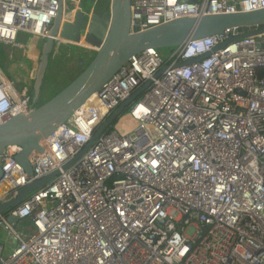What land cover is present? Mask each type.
Masks as SVG:
<instances>
[{
	"label": "built area",
	"instance_id": "1",
	"mask_svg": "<svg viewBox=\"0 0 264 264\" xmlns=\"http://www.w3.org/2000/svg\"><path fill=\"white\" fill-rule=\"evenodd\" d=\"M58 7L0 0V44L20 50L22 33L44 40ZM263 9L264 0H131L129 32ZM236 35L229 28L188 41L166 60L155 49L131 57L40 141L30 176L14 158L20 149L6 148L0 205L54 176L0 214V229L15 242L6 255L0 246V264H264V33L216 50ZM146 84L122 131L108 129L82 154ZM32 110L27 90L0 71V124ZM10 216L30 223L27 240Z\"/></svg>",
	"mask_w": 264,
	"mask_h": 264
},
{
	"label": "water",
	"instance_id": "2",
	"mask_svg": "<svg viewBox=\"0 0 264 264\" xmlns=\"http://www.w3.org/2000/svg\"><path fill=\"white\" fill-rule=\"evenodd\" d=\"M58 12L51 26L49 35L39 48L38 66L33 73V103L40 95L42 80L45 76L52 55L55 39L68 43L69 52L73 48L86 51L94 50L95 55L85 69L64 89L47 102L33 108L28 116L18 115L0 124V156L9 147H17L20 152L14 158L24 172L32 173L29 158L41 152L40 141L51 136L95 94L129 59L148 49H169V53L188 41L222 35L226 29L236 28L237 35L216 47L223 48L227 43L256 34L264 33V9L229 15H213L201 18H182L164 25L130 34L129 14L131 0H109L102 13L100 0H57ZM71 17L66 19L65 17ZM259 28L258 31H255ZM202 59V58H201ZM189 62L176 65H187ZM148 86L133 93L94 133L84 146L82 154L88 150L98 136L106 132L114 122L124 115L128 107ZM16 87V86H15ZM54 175L42 178L22 187L17 197L0 205V214L18 207L23 200L45 186ZM2 177L0 158V179ZM8 222L15 224L16 218L8 217ZM1 230V229H0Z\"/></svg>",
	"mask_w": 264,
	"mask_h": 264
},
{
	"label": "rangeland",
	"instance_id": "3",
	"mask_svg": "<svg viewBox=\"0 0 264 264\" xmlns=\"http://www.w3.org/2000/svg\"><path fill=\"white\" fill-rule=\"evenodd\" d=\"M86 4H89V2L83 0L82 5ZM23 37L24 36L20 34L17 42L22 43V40H24ZM61 41V45L57 48V52H55L54 47L49 60V65L44 76L45 87L42 93V99L48 96L50 90L58 91L68 82H70L83 68H85L89 60L95 55V53H89V57H87L88 54L85 53V51L76 50L74 48L71 53L68 49V43L63 40ZM86 49L90 50L91 48ZM86 51L88 52V50ZM159 51L160 55L166 60L167 56L170 54L169 49H161ZM32 54L33 53L30 51L27 59L20 60L19 58L14 57L12 54V49L9 46L2 47V45H0V71L5 80L10 83L11 86H16L18 92L22 91L23 89H26L27 92H30L29 90L32 88L34 79L33 73L38 66L39 52L33 56ZM72 54H74L75 59H72ZM66 55L69 57H65ZM9 57L12 58L9 59ZM28 58H33L32 69L29 66L30 59ZM80 61H82V63H80ZM29 96L31 97L32 95L29 94ZM31 100L33 103V97H31ZM36 106L37 104L34 105L33 108ZM127 117L128 116L126 112L118 121L117 128L119 131H122L123 125H126L129 122ZM14 229L17 233L22 235L24 240H27V237H30L31 233L33 232V228L26 220L16 222ZM23 234H25V236ZM0 246L3 247V255L9 253V251H11L15 246V242L8 238V234L4 230H0Z\"/></svg>",
	"mask_w": 264,
	"mask_h": 264
},
{
	"label": "crops",
	"instance_id": "4",
	"mask_svg": "<svg viewBox=\"0 0 264 264\" xmlns=\"http://www.w3.org/2000/svg\"><path fill=\"white\" fill-rule=\"evenodd\" d=\"M108 1L109 0H100L99 1V10H100V13H102L104 11V9L106 8V5H107ZM181 1H188V2H193V3H199L201 0H181ZM22 35L24 36L23 37L24 40H22V43H20V44L24 45V48H22L20 50H17V49H13V48H11L9 46L12 49V54L14 55V57H17L20 60L21 59H27V57L29 56L30 51L33 53L32 56L34 54H37L39 52V48H40V46L42 44V41H43V39L38 38V37L37 38H35V37L33 38V37H31V36H29L27 34H23V33H22ZM2 47H6V46L5 45H2ZM87 50H88V52L85 51V53L88 54L87 57H89V53L90 54L91 53H95L93 49H90V50L87 49ZM65 57H69V56L66 55ZM11 58L12 57H9V59H11ZM28 59H30L29 66L32 69V65H33L32 64V60H33V58H28ZM72 59H75L74 58V54H72ZM80 63H82V61H80Z\"/></svg>",
	"mask_w": 264,
	"mask_h": 264
},
{
	"label": "trees",
	"instance_id": "5",
	"mask_svg": "<svg viewBox=\"0 0 264 264\" xmlns=\"http://www.w3.org/2000/svg\"><path fill=\"white\" fill-rule=\"evenodd\" d=\"M193 3V2H192ZM1 45V44H0ZM158 52H160L159 50H158ZM160 54V53H159ZM93 58H91L90 60H89V62H88V64L91 62V60H92ZM87 64V65H88ZM87 65L85 66V67H87ZM85 68H83L79 73H78V75L84 70ZM75 78V77H74ZM73 78V79H74ZM72 79V80H73ZM71 80V81H72ZM70 81V82H71ZM70 82H68L65 86H63L60 90H58V91H54V90H50V92H49V94H48V96H46V98H44V99H42V93H43V90H44V87H45V77L43 78V80H42V83H41V88H40V95H39V98H38V100H37V102H35V103H32V100H31V105H32V107L34 106V105H36L37 104V106H39V105H41V104H43V103H45V102H47L48 100H50L52 97H54L57 93H59L62 89H64ZM30 92H28V94H31L32 96L31 97H33V92H32V88L29 90ZM121 119V117L120 118H118L115 122H114V124L109 128V130H111V129H114L116 126H117V124H118V121Z\"/></svg>",
	"mask_w": 264,
	"mask_h": 264
},
{
	"label": "bare ground",
	"instance_id": "6",
	"mask_svg": "<svg viewBox=\"0 0 264 264\" xmlns=\"http://www.w3.org/2000/svg\"><path fill=\"white\" fill-rule=\"evenodd\" d=\"M65 18H66V19H68V18L70 19L71 17L66 16ZM60 40H61V39H60ZM86 48H90V47H86Z\"/></svg>",
	"mask_w": 264,
	"mask_h": 264
}]
</instances>
